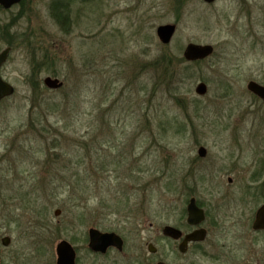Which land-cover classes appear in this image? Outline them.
<instances>
[{
  "label": "rangeland",
  "instance_id": "obj_1",
  "mask_svg": "<svg viewBox=\"0 0 264 264\" xmlns=\"http://www.w3.org/2000/svg\"><path fill=\"white\" fill-rule=\"evenodd\" d=\"M167 23L177 30L166 45L157 27ZM191 42L215 51L187 61ZM7 47L1 264H46L61 239L96 224L146 253L191 197L209 230L198 264H264V232L252 227L264 204V101L247 88L264 85V0H22L0 6ZM47 76L63 85L48 88Z\"/></svg>",
  "mask_w": 264,
  "mask_h": 264
},
{
  "label": "flooded vegetation",
  "instance_id": "obj_2",
  "mask_svg": "<svg viewBox=\"0 0 264 264\" xmlns=\"http://www.w3.org/2000/svg\"><path fill=\"white\" fill-rule=\"evenodd\" d=\"M184 211L185 212L181 215L182 218H180L179 221L173 223H164L161 229L157 230L156 238H150L146 241V253H138L136 249H129L128 239L122 233V231L117 232L109 227H104L103 225L100 226L99 224H96L86 226L85 230L81 233L80 236H71V241L73 239V242L79 241L80 245L72 243L70 240L67 239H61L55 246V257L52 258V261L51 258H49L46 264H59V255L57 247L58 244L61 242H66L67 244H69L74 254L73 256L69 257L68 264H184V257H186L190 252H193V256L195 257L193 260H191L192 262L190 264H198V254L201 252V245L206 241L209 235V230L204 226L207 214H205V218L201 223L191 224L188 222L187 207ZM60 214L61 210L60 213L56 216H59ZM168 226L179 230V233L165 232V228ZM201 229H204L206 231L204 240L197 241L189 239V236L192 233ZM92 230L99 231L100 233H115L121 238V242L116 244L114 243L113 245L108 246L106 249L97 247L95 248L92 245ZM256 231L264 232V229H259ZM68 234L69 230H67V235ZM56 238L57 237H55L54 239ZM34 241H32L31 243H33ZM157 242L163 244V249H160L156 245ZM36 245L38 246L39 242H37ZM4 246L6 247L8 245ZM33 252L34 254L36 252L38 255L40 252H42V256L47 254V251L44 250V248L43 250H41L38 247L34 248V246H32V253ZM0 258L2 262V257L0 256ZM259 258L260 256L255 258V264H260L261 258ZM251 259H245V264H251Z\"/></svg>",
  "mask_w": 264,
  "mask_h": 264
},
{
  "label": "water",
  "instance_id": "obj_3",
  "mask_svg": "<svg viewBox=\"0 0 264 264\" xmlns=\"http://www.w3.org/2000/svg\"><path fill=\"white\" fill-rule=\"evenodd\" d=\"M21 0H0V5L4 8H10L12 5L19 3ZM206 3H213L215 0H203ZM177 30V25L174 23L162 24L157 27V35L163 44H170L172 38ZM11 48L7 47L0 53V100L9 97L14 94L15 87L5 80L1 74V68L7 61ZM215 48L212 44H199V43H188L184 49L183 56L187 61H197L210 57L213 55ZM44 84L50 89H58L63 85V82L57 77L47 76L44 79ZM247 88L250 92L264 100V85L257 81L251 80L247 84ZM196 92L199 95H203L207 92V85L204 82H200L196 86ZM199 155L204 157L206 155L205 147L199 148ZM188 209V222L191 224H199L205 218V212L196 203V198L192 197L187 206ZM60 210H56L55 214L58 215ZM254 229H264V204L259 207L256 214V219L253 224ZM92 245L93 247L106 249L108 246L114 243H120L121 238L115 233H100L99 231L92 230ZM165 232L167 233H179L173 227H166ZM206 231L204 229L197 230L189 236V239L202 241L204 240ZM3 245H9L10 238L4 237L2 239ZM59 255V264H68V259L73 256L71 247L66 242H61L57 247ZM71 252V253H70ZM1 263V258H0Z\"/></svg>",
  "mask_w": 264,
  "mask_h": 264
},
{
  "label": "trees",
  "instance_id": "obj_4",
  "mask_svg": "<svg viewBox=\"0 0 264 264\" xmlns=\"http://www.w3.org/2000/svg\"><path fill=\"white\" fill-rule=\"evenodd\" d=\"M62 9H64V8H62ZM64 15H65V14H64ZM66 15H68V14L66 13ZM57 17H58V19H61V18L63 17V14H59ZM167 63H168V62L166 61V63H163V64L166 65ZM167 69H168L167 66H165V67L163 68V71H167ZM41 115H42V114H41Z\"/></svg>",
  "mask_w": 264,
  "mask_h": 264
}]
</instances>
